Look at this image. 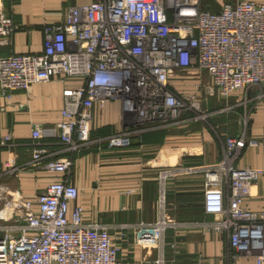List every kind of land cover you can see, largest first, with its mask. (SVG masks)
I'll list each match as a JSON object with an SVG mask.
<instances>
[{"label": "built area", "instance_id": "obj_1", "mask_svg": "<svg viewBox=\"0 0 264 264\" xmlns=\"http://www.w3.org/2000/svg\"><path fill=\"white\" fill-rule=\"evenodd\" d=\"M205 4L91 0L69 7L63 21L43 26L41 52L0 56V93L6 98L36 82L76 83L61 92L63 108L55 128L47 134L37 126L31 131L32 160L60 176L32 196L11 191V199L0 209V264H117L118 246L108 230L85 222L80 205L70 207L78 195L66 178L71 161L50 157L39 146L41 138L55 136L71 152L85 149L92 142L94 104L118 101L123 127L101 140L107 147H123L146 130L205 120L231 107L206 111L203 97L227 100L237 91L264 88V0H223L215 11ZM15 29L0 0V44ZM173 80H191L193 85L180 91ZM9 139L3 136L1 142ZM245 145L260 148L261 167L234 164ZM6 168L12 170L10 160ZM195 171L205 178L204 211L219 216L204 227L225 231L235 254L264 264V210L244 205L250 186L264 174V125L259 138L248 137L245 128L226 136L217 162L161 167L156 174L158 217L135 228L134 241L142 247L159 245L171 226L165 218V182ZM155 263L163 264L162 256Z\"/></svg>", "mask_w": 264, "mask_h": 264}, {"label": "crops", "instance_id": "obj_2", "mask_svg": "<svg viewBox=\"0 0 264 264\" xmlns=\"http://www.w3.org/2000/svg\"><path fill=\"white\" fill-rule=\"evenodd\" d=\"M89 1L3 0L5 12L16 29L5 44H0V56L41 52L43 26L63 21L69 7ZM171 84L187 91L193 81L173 80ZM74 85L71 79L49 80L32 83L27 90L14 91L10 98L0 93V177H9L4 179L5 189L32 196L43 190L47 181L60 176L40 168L32 160L35 140L31 138V131L37 126L47 134L48 129L55 128L63 108L61 92ZM248 91L234 92L229 97L228 104H233L230 109L216 112L218 117L214 122L218 133L203 129L191 131L193 122L187 121L146 130L141 137L132 136L127 146L107 147L101 139L121 131L124 115L120 102L105 101L94 104L89 122L92 142L87 148L76 152L65 150L52 135L39 140V146L50 157L71 161L66 178L77 188L78 195L70 207L80 205L85 222L98 223L108 230L118 246L117 264H156L159 256L163 264H256L253 256L233 252L225 231L214 232L204 227L219 216L203 209L205 178L200 171L180 174L165 182V218L171 226L157 247L138 245L133 233L138 226L158 217L156 174L161 167L217 162L222 157L225 137L238 135L244 128L248 137L259 138L264 125V88L251 87ZM246 94L253 104L248 114L238 106L239 98ZM6 135L10 139L2 143ZM9 160L12 170L6 168ZM234 164L261 167L260 148L245 145ZM244 205L251 210H264V174L250 186Z\"/></svg>", "mask_w": 264, "mask_h": 264}, {"label": "rangeland", "instance_id": "obj_3", "mask_svg": "<svg viewBox=\"0 0 264 264\" xmlns=\"http://www.w3.org/2000/svg\"><path fill=\"white\" fill-rule=\"evenodd\" d=\"M211 1L212 0H209V3ZM222 1L223 0H216L214 1L215 4H209V7L212 10L218 9ZM248 92L249 91L247 90V93ZM228 103H229V98L227 100H224V99L218 98L217 96L203 97L202 107L204 110L207 111V110H213L219 106L223 107L226 104L233 105V104H228ZM238 104H239L238 105L239 107H242L241 110L243 109L247 114L250 112L253 106L252 102L249 103V98L247 94L244 97L239 98ZM217 117L218 116L213 115V116L205 118V120L195 121L192 123L191 125L192 127L189 130L192 131L194 129H203L205 131H216V133H218L217 129L215 128V122H214V119H216ZM8 178H9L8 176L0 177V209L2 208V206L5 204L7 200L11 199L10 197L12 194L11 193L12 190L5 189L7 181L4 179H8Z\"/></svg>", "mask_w": 264, "mask_h": 264}, {"label": "trees", "instance_id": "obj_4", "mask_svg": "<svg viewBox=\"0 0 264 264\" xmlns=\"http://www.w3.org/2000/svg\"><path fill=\"white\" fill-rule=\"evenodd\" d=\"M214 1H216V0H212L210 3H209V0H205V2H206V4H205V6L207 7V8H209V9H211L210 7H209V4H215V2ZM212 10V9H211ZM215 10H217V9H215ZM215 10H213V11H215ZM145 134V132L143 133H141L140 134V137L141 136H143Z\"/></svg>", "mask_w": 264, "mask_h": 264}, {"label": "bare ground", "instance_id": "obj_5", "mask_svg": "<svg viewBox=\"0 0 264 264\" xmlns=\"http://www.w3.org/2000/svg\"><path fill=\"white\" fill-rule=\"evenodd\" d=\"M9 192V191H8Z\"/></svg>", "mask_w": 264, "mask_h": 264}]
</instances>
